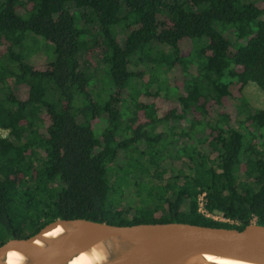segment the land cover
Listing matches in <instances>:
<instances>
[{
	"label": "trees",
	"instance_id": "trees-1",
	"mask_svg": "<svg viewBox=\"0 0 264 264\" xmlns=\"http://www.w3.org/2000/svg\"><path fill=\"white\" fill-rule=\"evenodd\" d=\"M263 16L264 0H0V244L55 219L264 226V109L242 93H264ZM28 40L44 54L32 62ZM81 51L103 64L106 96ZM229 100L242 131L224 111L202 124ZM130 186L139 204L122 199ZM200 192L224 220L198 211Z\"/></svg>",
	"mask_w": 264,
	"mask_h": 264
},
{
	"label": "water",
	"instance_id": "water-1",
	"mask_svg": "<svg viewBox=\"0 0 264 264\" xmlns=\"http://www.w3.org/2000/svg\"><path fill=\"white\" fill-rule=\"evenodd\" d=\"M55 228L59 232L49 233ZM102 246L104 260L95 264H210L207 256L264 264V226L241 229L186 222L112 224L83 218L55 219L27 237L0 244V264L13 249L22 264H66L83 251Z\"/></svg>",
	"mask_w": 264,
	"mask_h": 264
},
{
	"label": "rangeland",
	"instance_id": "rangeland-1",
	"mask_svg": "<svg viewBox=\"0 0 264 264\" xmlns=\"http://www.w3.org/2000/svg\"><path fill=\"white\" fill-rule=\"evenodd\" d=\"M71 10H73L72 12L74 14L78 12L77 9H71ZM262 18H264V16ZM80 24L84 25L92 33H94V31L96 30L95 22H93V23L92 22H88V23H85V24H83L81 22ZM116 31L119 34H121V32H122L120 28H117ZM26 44H27L26 49L28 50L27 51V58H26L27 61L32 62L33 60H36L37 58H40V57H42L44 55L42 46L40 44L33 45V42L31 40L26 41ZM160 46L163 49H165V50L167 48L165 45H159V47ZM154 47H157V46H154ZM84 53H85L84 51H81L80 54H79L80 68L84 72H86L94 80L93 84L91 85L92 86L91 87L92 94H95L94 96H96V92H100L102 90L103 92L101 93V95L104 97L108 93L109 88H107V86L104 85V83H102L103 76H104L103 64L94 55L86 56ZM131 62H132L131 63V68L134 69L135 65H136L135 58H132ZM141 66L145 67L143 65H141ZM163 77H164L163 70L159 71L157 73L158 80L161 81L163 79ZM106 79H107V76H106ZM150 90L151 91L154 90V85L150 87ZM242 93H243V95L245 97L247 107L250 110L264 109V93L261 92L255 86L254 83H251V82L247 83L244 86V88L242 89ZM234 105H237V102L233 101V100L232 101L229 100L228 104H226V105L213 106L211 108L212 110H211L210 114L206 118H204L202 120V124L204 122H212L213 119L217 118V114H218L219 111H224V112L227 113V115L229 117L227 124L230 127H234L236 129H238L239 131H242V129L238 126V124L236 122L235 113H234ZM190 117L191 116L189 114H187L181 120H176V121H173V122L169 123L168 126H171L173 128V131H175V132L179 131V129L181 127L188 128L189 127V119H190ZM99 120H101V117H100ZM97 127L94 130L95 132H99L100 129L103 127V125L102 124H98ZM204 128H205V126L202 127V129H204ZM159 130H160L159 126H156L155 128H153V131L157 132ZM190 133H191L192 137H200L202 135L199 130H191ZM0 136L7 137L8 139L12 140V137L8 134L7 130L0 129ZM142 160H143L142 162L144 164V167L147 170L146 173L149 174L152 171L153 166L148 164L147 158H143ZM107 178H108L109 183L114 185V182H116L117 179L120 180V175H119L118 171H116V170H114L113 168L110 167V168H107ZM135 178H136V174H130L127 177L128 183L131 184V182ZM122 185H124V184H122ZM110 196L115 199L117 195L114 192H111ZM122 199L124 201H126V202L133 203V205L140 203V202H138L137 198L134 197L133 188L131 186L126 188L125 190H123V198ZM130 199H132L133 201H131ZM213 218L214 219H219V215L213 216Z\"/></svg>",
	"mask_w": 264,
	"mask_h": 264
},
{
	"label": "bare ground",
	"instance_id": "bare-ground-1",
	"mask_svg": "<svg viewBox=\"0 0 264 264\" xmlns=\"http://www.w3.org/2000/svg\"><path fill=\"white\" fill-rule=\"evenodd\" d=\"M59 228H55L49 234L55 235L59 232ZM106 255V251L104 247L97 246L94 247L90 251H83L78 255H75L71 258L66 264H95L99 263ZM24 255L16 250L13 249L6 254V264H22ZM206 259L210 262V264H253L239 260H233L225 257H218V256H207Z\"/></svg>",
	"mask_w": 264,
	"mask_h": 264
},
{
	"label": "built area",
	"instance_id": "built-area-1",
	"mask_svg": "<svg viewBox=\"0 0 264 264\" xmlns=\"http://www.w3.org/2000/svg\"><path fill=\"white\" fill-rule=\"evenodd\" d=\"M196 202H197V207H198V211L200 213H202L204 216H208L213 218V216L216 215H211L209 214L203 207V203H204V192H200L197 197H196ZM214 219V218H213ZM218 220H224L220 215H219V219Z\"/></svg>",
	"mask_w": 264,
	"mask_h": 264
}]
</instances>
